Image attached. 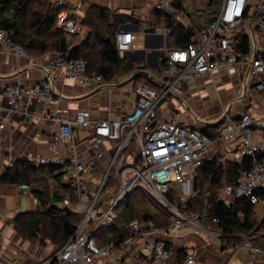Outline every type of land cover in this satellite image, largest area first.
<instances>
[{
  "label": "built area",
  "instance_id": "built-area-1",
  "mask_svg": "<svg viewBox=\"0 0 264 264\" xmlns=\"http://www.w3.org/2000/svg\"><path fill=\"white\" fill-rule=\"evenodd\" d=\"M167 2L160 0L156 10L165 12ZM251 12L261 14L260 19H264V0L257 4H251L249 0H221L216 19L207 28L199 30L187 46L164 49V66L155 79L157 88L145 81L137 83L133 110L119 121L107 120L92 125L87 112L78 113L72 121L54 113L51 81L59 71L88 88L108 84L101 74L89 75L87 63L82 59H69L68 53L53 55L44 66L45 79L35 86H7L0 90L9 109H16L22 103L26 106L35 104L40 106L46 120L58 126L55 139L49 144V157L39 158L37 165L54 166L64 171V184L76 196L80 222L74 235L48 258V264H93L95 260H105L109 264H138L147 255L152 257L153 264H167L169 251L159 237L176 234L185 227L213 235L228 252L235 249L227 245L226 234L206 227V223H218L217 218L209 220L207 215L188 208V203L197 198L190 184L192 173L213 158L211 145L214 140L191 127L166 120L159 122L157 109L176 88L221 68L230 76L240 72L250 78L257 77L254 88L264 91V51L250 49L243 54L236 40L237 35L250 25ZM56 26L67 35H80L78 23L66 12L58 14ZM10 36L11 33L0 31V44L15 56L26 55ZM133 39L129 32L115 33L114 42L120 56L131 50ZM76 127L92 129L90 147L94 156L85 163H79L75 157L62 158L57 154L58 146L70 151L75 148L73 130ZM2 128L0 124V130ZM253 129L264 130V118L254 119L244 114L238 122L229 119L222 122L216 133L218 139L225 137L228 140H234L238 134L236 153L251 161L249 169L240 170L236 184L224 188L221 202L229 212L236 209L238 201H248L253 206L258 204L259 194L264 189V146L253 142ZM105 142L111 144L109 164L98 182H89L86 174L92 172L97 161L103 158L101 148ZM12 164L10 162L9 167ZM175 186L180 188L182 195H193L184 199ZM18 188L29 191L26 185ZM134 191L154 200L168 217V223L145 228L132 222L127 238L118 246L98 245L94 231L110 227L117 220V207ZM130 248L134 249L131 254L128 253ZM248 250L251 254L260 252L255 246ZM195 257L193 253L186 254L183 264H193Z\"/></svg>",
  "mask_w": 264,
  "mask_h": 264
},
{
  "label": "crops",
  "instance_id": "crops-1",
  "mask_svg": "<svg viewBox=\"0 0 264 264\" xmlns=\"http://www.w3.org/2000/svg\"><path fill=\"white\" fill-rule=\"evenodd\" d=\"M48 1L62 8L63 12L76 20L80 27V35L69 36L78 44L87 41L85 50L88 53L91 52L94 58H98L97 52L100 46L91 37V29L93 27L99 30L105 26L100 19V13L90 11L91 8L129 19L126 23L118 24L116 32L126 26L132 27L126 30L134 37L131 50L124 56H120L119 53L118 55L121 64L136 66L133 71L125 73L121 68L116 71L117 67L114 66L113 77L107 85L89 88L74 79L65 77L60 71L51 81L53 93L51 109L60 118L72 121L78 113L87 112L88 120L92 125L101 121L121 120L133 110L136 100L134 87L140 81L136 79L121 87H115V85L123 84L131 75L139 72L138 67H142L149 75L147 78L142 77L141 82L145 81L155 88L157 86L155 79L161 74L160 63L163 59V51L166 49L167 30L163 27H155L154 31H150L148 26L150 22L152 23L153 10H156L160 0ZM258 1L249 0L251 4H257ZM164 13L173 15L169 7ZM259 15L261 14L254 12L249 14L250 25L244 32L248 37L250 49L263 52L264 19L261 20ZM134 27H137L138 31ZM161 37L164 40L163 48L160 47ZM160 53H162L161 57ZM53 55L52 53L42 55L26 53L24 56H15L0 44V90L7 86L31 88L40 83L45 79L44 66ZM154 62L156 67L153 69ZM88 69L92 71L89 63ZM257 81V77L250 78L249 75L240 72L230 76L226 69L221 68L211 75L195 78L176 88L172 95L158 107L157 119L159 122L172 121L203 132L207 127H215L216 123L225 122L227 119L238 122L244 114H249L254 119L264 118V91L259 92L254 88ZM0 124L3 125L0 130V168L2 170L9 168L10 162L19 160L38 166L39 158L49 157V144L54 141L58 126L44 118L40 106L35 104L26 106L22 103L16 109H9L3 97L0 96ZM218 131L219 128L212 130L214 135ZM73 134L75 148L70 151L63 146H58L57 154L62 158L75 157L79 163H85L94 156L90 147L92 129L76 127ZM237 138L238 134H235L234 140H228L225 137L218 139L216 136L211 145L212 159L216 158L223 165L226 163L242 165L244 159L236 153ZM252 138L254 143L264 146V130L253 129ZM110 146L109 142L102 144L104 156L97 161L92 172H87L86 178L89 182H98L105 172L110 161ZM59 172L64 171L60 169ZM57 173L58 171L55 174ZM195 178L194 172L192 173L193 182ZM65 179L64 173L63 184ZM47 184L50 188L56 187L51 179L47 180ZM28 187L29 191L23 192L18 186L0 184V264H48V258L56 248L58 249L49 242L40 246L23 241L12 228V221L18 215L40 210L39 202L33 192H41L44 185L38 182ZM225 187L223 182L219 188L220 199L224 197ZM73 197L75 199L71 200V196H65L63 202L57 207L69 208L72 213L77 214V200L74 193ZM259 198V203L253 206L254 221L257 224L264 221V189L261 190ZM164 216L168 220L165 214ZM142 226L146 228L151 225L143 224ZM206 227L212 228L210 223H206ZM212 231L220 232L213 228ZM263 236L264 234L261 233L256 237ZM249 239H244L241 244L234 246L233 251L228 252L220 246L216 237L198 232L191 227L182 228L176 234L159 237L169 251L167 264H183L181 260L188 253L196 256L193 264H264V251L256 242ZM252 246L258 247L260 252L251 254L248 249ZM133 251L134 249L130 248L128 253L131 254ZM93 264L109 263L105 260H95ZM138 264H153L152 257L144 256Z\"/></svg>",
  "mask_w": 264,
  "mask_h": 264
},
{
  "label": "trees",
  "instance_id": "trees-1",
  "mask_svg": "<svg viewBox=\"0 0 264 264\" xmlns=\"http://www.w3.org/2000/svg\"><path fill=\"white\" fill-rule=\"evenodd\" d=\"M220 2L221 0H208V8L214 7L211 18L199 26L194 18L191 26L186 29L173 19L178 11L183 10L180 0H168L167 3L171 6L173 15L169 16L164 12L153 10L154 18L148 25L149 30L154 31L155 27H163L168 31L167 50L184 48L199 30L207 28L216 19ZM61 11L62 8L52 5L48 0H0V31L11 33L12 41L20 45L28 55L68 53L69 59H82L87 63L89 75L101 74L107 83L113 77L114 66L117 67L116 71L121 68L125 73L134 70L136 67L134 65L121 64L114 42L116 27L120 23L128 22V18L91 8L90 11L100 13V19L105 26L99 30L93 27L91 29V37L100 46L97 52L98 58H94L91 52L88 53L85 50L87 41L78 44L56 28L57 16ZM244 31L242 30L237 35L236 40L240 44L242 53L246 54L250 47ZM163 62L162 60L160 68L164 66ZM88 63L92 71L88 69ZM138 80L141 81L142 78ZM219 127L220 124L206 128L203 133L214 139L217 135H214L212 130L215 131ZM250 166L251 161L247 158L240 166L233 163L223 165L216 158L204 163L195 172L193 190L197 193V198L188 203V208L200 215H207L209 220L217 218L218 223H209L213 229L228 236L227 245L233 247L241 244L244 239L255 236L249 241L256 242L264 251V236L256 237L261 233L264 234V221L259 224L255 223L253 205L248 201H238L236 209L229 212L222 204L219 193L223 182L225 186H234L240 170L249 169ZM59 170L54 166H33L24 160L13 162L12 166L5 170L0 168V184L30 186L41 182L44 185L41 192H33L39 202L40 210L20 214L12 221L15 234L23 241L40 246L49 242L59 248L74 235L80 222L79 216L72 213L69 208L57 207L63 202L65 196H71V200L75 199L69 188L62 183L64 172H59ZM57 171L58 173L55 174ZM49 179L53 180L56 187L48 186L47 180ZM155 206L141 192L134 191L117 207V220L108 228L96 229L93 237L101 246H118L127 238L128 226L132 222L153 227L166 225L167 218Z\"/></svg>",
  "mask_w": 264,
  "mask_h": 264
},
{
  "label": "rangeland",
  "instance_id": "rangeland-1",
  "mask_svg": "<svg viewBox=\"0 0 264 264\" xmlns=\"http://www.w3.org/2000/svg\"><path fill=\"white\" fill-rule=\"evenodd\" d=\"M207 2H208V0H180V3H181L183 10H182V12L178 11V13H176L175 16H173V19L186 29H188L191 26L192 21L195 19L197 21V26L203 25L204 22H206L208 20V18H211V13L214 10V7L208 8ZM165 7L171 8L169 3H166ZM250 15H251V13H250ZM167 36H168V31H167ZM73 41H75V40H73ZM221 123L222 122L216 123V124L221 125ZM114 148H115V144L112 145V149H114ZM192 183H193V179L191 176L190 184L192 185ZM175 188L177 189L180 196L184 199H186V198L188 199L193 195V193H191V196H189V197L184 196V195H182L180 188L178 186H175ZM145 198L149 199L148 197H145ZM149 200L154 205H156L155 207L158 208L161 213H163V210L160 208V206L154 200H151V199H149ZM56 250H57V248H56Z\"/></svg>",
  "mask_w": 264,
  "mask_h": 264
},
{
  "label": "water",
  "instance_id": "water-1",
  "mask_svg": "<svg viewBox=\"0 0 264 264\" xmlns=\"http://www.w3.org/2000/svg\"><path fill=\"white\" fill-rule=\"evenodd\" d=\"M130 28H132V27L126 26L125 28H121L119 31L126 32V30L130 29ZM134 28L138 31L137 27H134ZM160 47L161 48L164 47L163 37H161ZM159 56L161 57L162 53H160ZM152 67H153V69L156 67V63L155 62H154ZM138 70H139V72L131 75L126 82H124L123 84H117V85H115V87H121L122 85H125L126 83H130V82L135 81L136 79H139V78H142V77H144V78L148 77V75H149L148 72H145L142 67H138Z\"/></svg>",
  "mask_w": 264,
  "mask_h": 264
},
{
  "label": "bare ground",
  "instance_id": "bare-ground-1",
  "mask_svg": "<svg viewBox=\"0 0 264 264\" xmlns=\"http://www.w3.org/2000/svg\"><path fill=\"white\" fill-rule=\"evenodd\" d=\"M189 23V22H188ZM212 230V228H210Z\"/></svg>",
  "mask_w": 264,
  "mask_h": 264
}]
</instances>
